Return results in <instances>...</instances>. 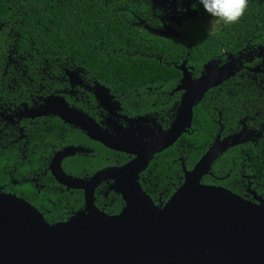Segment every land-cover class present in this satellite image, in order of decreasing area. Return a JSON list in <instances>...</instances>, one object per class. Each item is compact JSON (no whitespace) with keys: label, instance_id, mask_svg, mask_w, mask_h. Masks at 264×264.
Returning <instances> with one entry per match:
<instances>
[{"label":"trees","instance_id":"obj_1","mask_svg":"<svg viewBox=\"0 0 264 264\" xmlns=\"http://www.w3.org/2000/svg\"><path fill=\"white\" fill-rule=\"evenodd\" d=\"M11 1L22 8L19 18L28 15L26 19H21L24 25L17 27L23 35L22 47L33 50L31 53L36 58L44 56L48 60L54 59L59 44L68 45L66 33L70 31L75 11L84 16V9L91 6L92 41L96 45L103 40L110 51V58L104 64L96 52L92 53L96 65L94 69H99L120 93L135 95L134 90H137L144 101L153 102L155 88L160 85L169 90L178 82L181 72L175 63L186 60V67L190 65L202 74L204 66L211 61L219 60L223 65L228 62L229 56L237 58L235 75L206 94L194 108L190 130L172 147L155 156L141 175L140 182L155 204L163 206L185 183L184 166L187 171H192L217 140L224 141L242 131L251 130L254 132L252 140L240 142L224 151L214 163L212 174L205 176L202 183L226 188L253 202L264 200V89L263 84L250 82L249 78L254 66L255 74L261 69L264 73V0H249L248 11L239 23L230 26L216 23L214 31L208 28L214 18L198 0L188 2L189 17L181 23L179 30L155 29L135 16L129 24L122 18L121 13L124 12L115 10L119 4L106 3V0H0L1 18L11 15ZM144 9V4H141L137 13L145 17ZM103 27L108 29L107 37H101L105 33ZM120 50L131 55H123ZM145 51L156 54L163 62L141 55ZM198 74L194 72L193 77L198 79L201 76ZM262 78L258 75L259 80ZM173 119L163 118L162 124L166 129ZM45 139L47 157L52 151L49 146L57 143V138L54 134H47ZM58 140H62L61 149L53 157L49 171H53L60 154L70 152L72 154L62 157L60 164L67 175L77 179L89 180L99 170L123 166L134 157L108 149L81 133L62 135ZM5 170L6 164L0 163L1 186L7 183ZM28 170L29 167L25 169ZM44 180L43 195L48 200L49 211L32 205L29 198L16 191L11 192L8 188L4 191L0 188V191L29 202L50 224L65 222L85 211L83 190L63 186L50 173L44 176ZM94 203L97 209L112 216L120 214L125 207L122 195L114 189L112 180L98 185Z\"/></svg>","mask_w":264,"mask_h":264},{"label":"water","instance_id":"obj_2","mask_svg":"<svg viewBox=\"0 0 264 264\" xmlns=\"http://www.w3.org/2000/svg\"><path fill=\"white\" fill-rule=\"evenodd\" d=\"M237 58L204 66L198 79L185 62L179 67L185 91L170 127L156 119L131 120L125 131L102 130L84 121L88 136L108 149L134 156L123 166L106 167L89 180L67 175L60 154L55 179L85 192L86 209L69 220L48 223L29 202L0 192V264H264V200L237 196L202 183L229 147L252 140L246 130L216 143L185 183L163 206L143 189L141 175L157 154L172 147L192 127L194 108L206 94L235 75ZM146 129L144 125H150ZM136 126V128H135ZM112 180L125 207L118 215L97 209L95 189Z\"/></svg>","mask_w":264,"mask_h":264},{"label":"flooded vegetation","instance_id":"obj_3","mask_svg":"<svg viewBox=\"0 0 264 264\" xmlns=\"http://www.w3.org/2000/svg\"><path fill=\"white\" fill-rule=\"evenodd\" d=\"M104 2L119 4L115 10L124 12L121 14L125 22L131 24L135 16L155 29L179 30L190 13L188 2L170 5L162 0ZM11 3V15L0 17V163H5L7 167L4 171L7 183L0 185V188L2 191L8 188L11 192L23 194L30 199L32 205L47 210L48 200L43 195L44 176L47 173L53 175L48 167L61 149L62 140L58 138L81 133L95 141L88 136L84 121L92 126L96 124L102 130L116 126L125 131L131 127V120L147 118L156 119L166 129L162 124L163 118L172 120L175 117L185 92L179 89L184 72L179 70L181 78L169 90L164 85L155 88L156 98L153 102L148 99L144 101L141 92L137 90H134L135 95L120 93L109 84L108 78L99 69H94L96 65L93 63L92 53L96 52L104 64L110 58V51L103 40L96 45L92 41L94 30L91 26V6L84 9V16L80 11H75L70 31L66 33L69 37L68 45L59 44L54 59L48 60L44 56L36 58L31 53L33 50L22 47L23 35L17 27L24 25L21 19H26L28 15L19 18L22 8L13 1ZM141 4L145 6V17L137 13V7ZM102 30L105 33L101 37H107V27ZM112 53L115 54L116 51L112 50ZM120 53L131 55L123 50ZM141 55L163 62L154 53L145 51ZM185 61L175 63L176 67L179 68ZM188 66L187 69L192 71L193 76L194 72L201 75V71L197 72L194 67ZM249 78L250 82L261 81L264 89L263 78ZM150 126L151 124L143 127L150 129ZM262 130L264 133V123ZM47 134H54L57 143L49 146L52 151L45 157ZM27 167L29 170L25 171Z\"/></svg>","mask_w":264,"mask_h":264},{"label":"clouds","instance_id":"obj_4","mask_svg":"<svg viewBox=\"0 0 264 264\" xmlns=\"http://www.w3.org/2000/svg\"><path fill=\"white\" fill-rule=\"evenodd\" d=\"M172 4L191 0H162ZM204 10L214 18L212 24L222 23L225 26L235 25L244 17L249 7V0H198Z\"/></svg>","mask_w":264,"mask_h":264},{"label":"rangeland","instance_id":"obj_5","mask_svg":"<svg viewBox=\"0 0 264 264\" xmlns=\"http://www.w3.org/2000/svg\"><path fill=\"white\" fill-rule=\"evenodd\" d=\"M215 27H216V26L213 25L212 23H209V24H208V28H209L210 31H214V30L216 29ZM259 66L262 68V65H261V64H260ZM255 67H256V66H254V68H253L252 71H251V76L253 77V79L258 78V75H261V76L263 77V80H264L263 69H261V70L259 71V73H256V74H255V72H256ZM258 83L261 84V81H258Z\"/></svg>","mask_w":264,"mask_h":264}]
</instances>
